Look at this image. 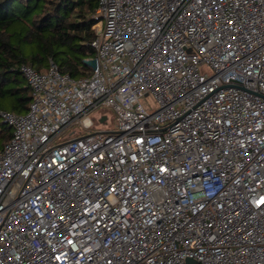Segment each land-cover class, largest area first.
<instances>
[{
  "label": "built area",
  "instance_id": "1",
  "mask_svg": "<svg viewBox=\"0 0 264 264\" xmlns=\"http://www.w3.org/2000/svg\"><path fill=\"white\" fill-rule=\"evenodd\" d=\"M97 3L89 75L1 112L0 264H264V0Z\"/></svg>",
  "mask_w": 264,
  "mask_h": 264
},
{
  "label": "trees",
  "instance_id": "2",
  "mask_svg": "<svg viewBox=\"0 0 264 264\" xmlns=\"http://www.w3.org/2000/svg\"><path fill=\"white\" fill-rule=\"evenodd\" d=\"M97 7V0H0V152L12 137L1 112L24 114L31 103L23 65L43 71L52 60L74 79L89 75Z\"/></svg>",
  "mask_w": 264,
  "mask_h": 264
},
{
  "label": "rangeland",
  "instance_id": "3",
  "mask_svg": "<svg viewBox=\"0 0 264 264\" xmlns=\"http://www.w3.org/2000/svg\"><path fill=\"white\" fill-rule=\"evenodd\" d=\"M88 64H91V62H88ZM141 103L146 107V109L148 111H153L158 107V103L156 101V99H154L153 97H144L141 99ZM103 110L107 113L109 119H108V123L111 126L110 128L114 129L115 128V123H114V116H113V111L111 108L109 107H103ZM70 131L67 132L62 138H59L55 144H60L63 141L68 139V135H69Z\"/></svg>",
  "mask_w": 264,
  "mask_h": 264
},
{
  "label": "water",
  "instance_id": "4",
  "mask_svg": "<svg viewBox=\"0 0 264 264\" xmlns=\"http://www.w3.org/2000/svg\"><path fill=\"white\" fill-rule=\"evenodd\" d=\"M6 124V123H5ZM7 125V124H6Z\"/></svg>",
  "mask_w": 264,
  "mask_h": 264
}]
</instances>
